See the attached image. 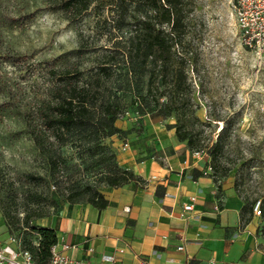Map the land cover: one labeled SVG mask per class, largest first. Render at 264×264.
<instances>
[{
	"label": "rangeland",
	"instance_id": "rangeland-1",
	"mask_svg": "<svg viewBox=\"0 0 264 264\" xmlns=\"http://www.w3.org/2000/svg\"><path fill=\"white\" fill-rule=\"evenodd\" d=\"M131 1L143 15V1ZM229 1L188 0L189 26L179 49L184 128L193 152L208 160L214 183L230 186L252 209L260 204L253 218L264 240V69L240 44ZM123 12L115 0H94L81 13L60 9L55 0H0V209L9 214V239L19 245L36 240L26 236L27 217L44 224L69 195L85 192L77 198L85 201L87 188H102L109 163L101 160L114 142L94 123L104 128V120L116 117L114 126L137 159L154 155L159 130L165 138L174 132L175 119L162 111L165 100L157 105L158 95L146 93V77L123 59L130 34L120 27ZM54 69L76 73L80 84L94 88L91 125L61 146L36 116L49 101ZM29 130L41 132L58 157L41 155Z\"/></svg>",
	"mask_w": 264,
	"mask_h": 264
},
{
	"label": "crops",
	"instance_id": "crops-1",
	"mask_svg": "<svg viewBox=\"0 0 264 264\" xmlns=\"http://www.w3.org/2000/svg\"><path fill=\"white\" fill-rule=\"evenodd\" d=\"M159 131L149 158L137 159L129 145L113 140L117 163L141 183L100 189L108 203L102 211L71 202L44 224L37 221L56 231L57 251L82 264H264L256 218L245 223L242 201L206 174L207 159L193 157L174 132L165 138ZM8 240L0 215V248Z\"/></svg>",
	"mask_w": 264,
	"mask_h": 264
},
{
	"label": "trees",
	"instance_id": "trees-1",
	"mask_svg": "<svg viewBox=\"0 0 264 264\" xmlns=\"http://www.w3.org/2000/svg\"><path fill=\"white\" fill-rule=\"evenodd\" d=\"M94 0H55L57 7L62 10L74 9L77 13L85 11ZM116 4L124 11L120 21V27H127L130 30L128 39L125 42V52H121L125 63L134 70H138L146 77V93L148 95L157 94L156 104L163 98L165 102L161 104L165 117L175 119V124L169 125L174 130V138L186 145V148L193 152L194 141L184 128V95L181 89L186 84V75L184 72V63L179 49L185 41L186 29L189 26V2L188 0H142L143 15L138 14L137 4L131 0H115ZM152 66L147 70L148 66ZM103 73L106 68L99 70ZM68 70H52L51 75L54 84L51 87L49 101L36 110V116L42 126V129L51 132V138L59 145L67 142L70 134L75 130L82 133L89 127L91 120L94 88L90 84H80L76 75ZM108 115V107L105 112ZM116 117L108 118L102 123H94V127L106 131L104 138H113L124 143L120 138L122 130L116 128L114 123ZM29 135L37 151L44 156L50 154L46 143L48 139L35 130H29ZM217 146H214L216 148ZM115 148L109 150V158L102 159L101 163H109L107 174L103 177L102 188H120L130 183H141L131 170H126L119 166L116 158ZM52 159V158H51ZM109 161V162H108ZM55 166L56 162H51ZM28 180L34 181L35 177L27 175ZM101 188V189H102ZM91 192L85 201L77 198L85 193L79 192L68 196L66 203L86 202L98 211L104 210L108 203L100 189L91 190L87 188L86 192ZM243 203L242 213L246 215L243 219L249 223L253 217L252 206L242 199L239 194L236 195ZM38 201H42L41 196H37ZM1 216L5 221L7 232L11 230L9 214L4 208L0 209ZM40 219L41 216L36 217ZM26 236L35 235L36 240H24L20 249L29 252L35 264H48L50 260V251L57 244L56 231L48 227H41L35 223L32 225L30 219H25Z\"/></svg>",
	"mask_w": 264,
	"mask_h": 264
},
{
	"label": "built area",
	"instance_id": "built-area-1",
	"mask_svg": "<svg viewBox=\"0 0 264 264\" xmlns=\"http://www.w3.org/2000/svg\"><path fill=\"white\" fill-rule=\"evenodd\" d=\"M229 6L235 18L236 27L239 33L240 44L251 53L257 65L264 69V0H230ZM123 149L128 148V143L122 144ZM193 157H201L199 152H193ZM211 168L208 167L206 174L210 175ZM212 177V176H211ZM195 198L184 206V211H192ZM260 204L253 207V215L260 216ZM216 210V208H215ZM67 249V247H64ZM179 246L177 251H182ZM121 252V251H120ZM105 262L115 263L113 257L103 256ZM0 264H35L29 252L20 249V245L13 239H9L6 246L0 248ZM48 264H82L73 261L66 255L58 252L56 246L50 251Z\"/></svg>",
	"mask_w": 264,
	"mask_h": 264
}]
</instances>
